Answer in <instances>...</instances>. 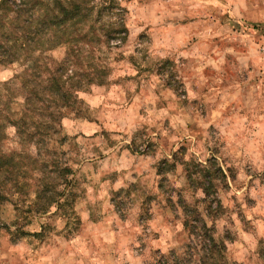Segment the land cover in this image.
Listing matches in <instances>:
<instances>
[{
  "label": "rangeland",
  "instance_id": "1",
  "mask_svg": "<svg viewBox=\"0 0 264 264\" xmlns=\"http://www.w3.org/2000/svg\"><path fill=\"white\" fill-rule=\"evenodd\" d=\"M96 3L97 27L127 32L82 50L104 79L79 93L83 114L39 147L0 132V155L25 163L0 173V264H264V0ZM45 56L54 67L67 48ZM26 67L0 66L5 117ZM38 150L73 169L45 214L37 193L64 186Z\"/></svg>",
  "mask_w": 264,
  "mask_h": 264
},
{
  "label": "trees",
  "instance_id": "2",
  "mask_svg": "<svg viewBox=\"0 0 264 264\" xmlns=\"http://www.w3.org/2000/svg\"><path fill=\"white\" fill-rule=\"evenodd\" d=\"M96 2L97 0H0V66L29 64L17 76L21 81L20 91L24 99L20 105L19 117H5L2 107L0 132L11 126L19 138L21 135H28L32 141L40 138L42 142L37 143L39 147L46 138L57 133L56 128L65 116L73 113L79 117L83 114L79 93L92 84L103 83L104 79L101 71L95 68L91 71L93 66L85 68L82 50L85 46L94 49L107 45L114 32H127L123 25L119 29L107 25L97 27L103 19L97 11ZM60 46H66L67 56L63 62L51 67L49 63L53 62L45 54ZM6 108L9 110L7 105ZM40 157L38 150L33 159V164L38 168V163H43ZM52 163H43V170H47L49 176L56 175L54 179H62L64 188L58 190L55 186L45 185L37 193L34 207L37 214L48 213L56 206L60 208V200L66 196V190L71 186L69 178L73 175V169L66 163ZM21 164L25 165L24 161H16L15 154L0 155V173L19 177ZM204 172L201 177L204 181L197 182L200 187L202 185L205 195H209V190L217 187L216 179L209 172ZM218 172L226 179L222 170ZM188 177L190 182H194L190 173Z\"/></svg>",
  "mask_w": 264,
  "mask_h": 264
}]
</instances>
